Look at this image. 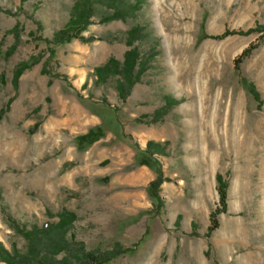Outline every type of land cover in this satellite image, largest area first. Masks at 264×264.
I'll list each match as a JSON object with an SVG mask.
<instances>
[{
    "label": "rangeland",
    "instance_id": "374dc122",
    "mask_svg": "<svg viewBox=\"0 0 264 264\" xmlns=\"http://www.w3.org/2000/svg\"><path fill=\"white\" fill-rule=\"evenodd\" d=\"M76 1L0 0V110L15 94V66L39 58L0 119L1 141L27 143L18 158L0 153V242L22 252L13 226L55 224L69 211L73 250H120L105 264H264V30L211 38L264 26V0H144L105 23L112 11L97 5L82 33L90 43L49 45ZM135 26L142 34L128 47ZM131 48L143 69L121 100L122 79L97 80L95 69L122 64ZM217 173L228 182L226 211L207 236Z\"/></svg>",
    "mask_w": 264,
    "mask_h": 264
},
{
    "label": "trees",
    "instance_id": "16d2710c",
    "mask_svg": "<svg viewBox=\"0 0 264 264\" xmlns=\"http://www.w3.org/2000/svg\"><path fill=\"white\" fill-rule=\"evenodd\" d=\"M144 0H135L134 3L128 4V0H77L71 10L70 17L63 29L53 35L49 45H63L74 39H78L83 43H90L92 38H85L82 33L92 24L91 19L95 18L94 7L103 5L106 9L112 12L100 18V22H110L123 18L126 13H133L138 10ZM142 28L135 26L127 32L126 45L131 47L133 42L137 40L142 33ZM264 26L257 25L255 28L247 31L225 30L221 35L211 37L216 40L223 39L227 36L238 35L247 36L252 33H261ZM15 43L5 52L6 57H10L16 50L19 41L17 27L12 30ZM251 48L245 49L236 59L235 64L239 65L249 55ZM39 62V58L31 57L26 62H21L15 66L12 76V86L15 94L7 101L6 107L0 110V119L3 114L9 109L11 103L16 97L18 80L21 75ZM139 55L136 48H131L124 53L122 64L110 58L103 66L95 69L97 80H105L108 76H118L121 80L118 84V94L121 100H125L130 93V89L142 72L143 67H140ZM140 67V68H139ZM136 69H138L136 71ZM141 69V70H140ZM46 73L45 68L42 69ZM248 91L258 106L261 105L260 94L255 86L248 84ZM174 104L175 101L171 100ZM170 103V102H169ZM167 103V104H169ZM89 134V133H88ZM154 144L148 142L145 151L151 153ZM162 153V152H161ZM216 191L218 194V204L220 208L209 214V226L207 227L206 235H210L215 231L219 224L217 216L226 211L227 187L228 182L222 174L215 175ZM161 178H156L150 182V187L155 188L160 185ZM58 222L55 224L45 223L42 227L36 226L27 229L26 227L13 226V231L20 235L26 242L25 250L20 252L14 246L11 250L6 249L0 242V264H105L118 256L121 252L117 248L107 252H84L83 250H73L76 244L68 242L65 235L71 225L76 220V215L69 211H62L57 214ZM81 247V246H80ZM64 254L61 259L55 257L59 254Z\"/></svg>",
    "mask_w": 264,
    "mask_h": 264
},
{
    "label": "bare ground",
    "instance_id": "6f19581e",
    "mask_svg": "<svg viewBox=\"0 0 264 264\" xmlns=\"http://www.w3.org/2000/svg\"><path fill=\"white\" fill-rule=\"evenodd\" d=\"M186 75V76H185ZM191 75H192V70H189L186 72V74L184 73V80L182 79L181 83L185 84V85H188L190 83V79H191ZM193 82V81H192ZM194 84V83H193ZM190 87V86H189ZM74 113V111H73ZM74 116V115H73ZM71 121V120H70ZM69 121V122H70ZM80 121V120H79ZM78 120H72L70 123H79ZM81 123V122H80ZM68 124V123H67ZM5 134V133H3ZM8 138V137H7ZM39 143H40V140L39 139H34L32 145H31V149H34L35 151L38 152L39 150ZM26 146H27V143L26 141L17 136V135H13V136H10L9 139L7 140H2L0 139V153H3L5 155H8V156H11L12 158L14 157H17V156H21L19 155V153L22 154V152L26 149ZM34 151V152H35ZM40 152V151H39ZM39 154V153H38ZM18 158V157H17ZM47 173V172H46ZM49 176V175H47ZM46 177V176H45ZM44 178V177H43ZM43 178L40 177V178H37L36 181H38V184L39 183H42L43 181ZM35 182V181H34ZM33 182V183H34ZM36 183V182H35ZM37 184V185H38ZM43 184V183H42ZM44 184H46L44 182ZM43 184V185H44ZM41 185V184H39Z\"/></svg>",
    "mask_w": 264,
    "mask_h": 264
}]
</instances>
